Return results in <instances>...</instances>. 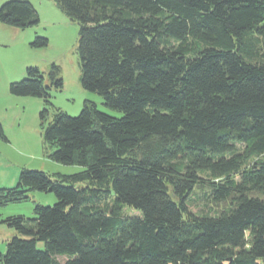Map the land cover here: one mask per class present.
<instances>
[{
  "label": "trees",
  "instance_id": "trees-1",
  "mask_svg": "<svg viewBox=\"0 0 264 264\" xmlns=\"http://www.w3.org/2000/svg\"><path fill=\"white\" fill-rule=\"evenodd\" d=\"M51 1L78 25L81 87L122 116L56 112L48 158L83 170L0 189V206L56 197L2 221L18 235L0 264H264V0ZM38 22L28 1L0 7V24ZM25 71L10 94L48 102ZM47 80L62 87L57 65Z\"/></svg>",
  "mask_w": 264,
  "mask_h": 264
},
{
  "label": "rangeland",
  "instance_id": "rangeland-1",
  "mask_svg": "<svg viewBox=\"0 0 264 264\" xmlns=\"http://www.w3.org/2000/svg\"><path fill=\"white\" fill-rule=\"evenodd\" d=\"M10 0H0V7ZM30 2L39 17L38 24L16 29L0 24V189L16 186L22 170H37L49 175H71L83 170L77 165H63L51 161L53 151L44 144L43 130L56 112L71 117L79 115L83 103L95 104L98 111L119 118L122 114L108 109L101 96L80 85L81 70L76 52L78 25L69 20L51 0H23ZM36 37L46 38L47 45L32 47ZM52 64L60 68L62 87L50 85L47 74ZM36 67L48 86V102L43 98L15 96L9 92L11 82L26 77V68ZM45 110L44 120L40 113ZM83 186L82 183L75 187ZM28 199L0 206V256L5 254L7 243L18 234L2 221L8 217L34 218L35 205L52 206L56 197L52 192L31 191ZM201 208L196 205L192 209Z\"/></svg>",
  "mask_w": 264,
  "mask_h": 264
}]
</instances>
